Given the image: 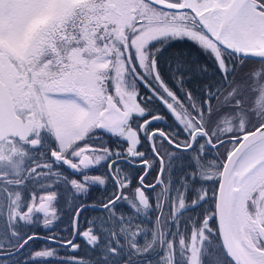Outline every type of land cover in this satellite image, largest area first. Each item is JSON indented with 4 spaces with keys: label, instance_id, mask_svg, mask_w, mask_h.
<instances>
[{
    "label": "snow or ice",
    "instance_id": "obj_1",
    "mask_svg": "<svg viewBox=\"0 0 264 264\" xmlns=\"http://www.w3.org/2000/svg\"><path fill=\"white\" fill-rule=\"evenodd\" d=\"M0 264H264V0H0Z\"/></svg>",
    "mask_w": 264,
    "mask_h": 264
},
{
    "label": "flooded vegetation",
    "instance_id": "obj_2",
    "mask_svg": "<svg viewBox=\"0 0 264 264\" xmlns=\"http://www.w3.org/2000/svg\"><path fill=\"white\" fill-rule=\"evenodd\" d=\"M199 58H200V60L202 62H207L211 66V64H212L211 59H209V58H207L205 56H200ZM162 67H163V65H162ZM210 71H211V67H210ZM191 83H195V82L192 81ZM196 83L197 84L194 85V86H198V82H196ZM169 84L171 86V81H169ZM189 87H192L191 84L189 85ZM138 90H139V92L142 95L149 94L148 93V89L145 88L143 85H140V87H139ZM154 106H155L154 114L162 115L164 117V119L161 120V121H155V122H153L152 127L155 128L156 126H159L160 128L164 129L165 131H169V130L175 129L176 128V121H175L174 117L170 114V112L166 108V106H164L159 101H154ZM105 142L108 143L109 144V147H111V148H116L117 147V144H115L113 142H109V140H108L107 137H105ZM125 147H126V145H125ZM213 155H214V153H213ZM121 167L125 168V170L127 172H130L131 176L133 177L131 186L128 189H125L124 190V194L126 196L130 197V198L131 197H134L136 195L135 188L139 186L138 176L142 174L141 167L140 166H137L135 169H129L128 166L127 165H124V164H122ZM104 171H106V169H98L97 171L91 172L90 174H92V175H99V174H101ZM155 175H156L155 172L150 173L146 177V183H149V184L155 183ZM147 191H148V193L150 195H152V196L155 195V193H153L151 191V189H149ZM157 191H159V187L157 188ZM121 203H126V202L125 201H121ZM91 204H97V203H91ZM197 214L198 213H191V215H193V216H195ZM65 224H66V221H61L60 220L58 222L57 227H56L57 233L65 232L66 231L67 228H65ZM69 238H71V237H69Z\"/></svg>",
    "mask_w": 264,
    "mask_h": 264
},
{
    "label": "trees",
    "instance_id": "obj_3",
    "mask_svg": "<svg viewBox=\"0 0 264 264\" xmlns=\"http://www.w3.org/2000/svg\"><path fill=\"white\" fill-rule=\"evenodd\" d=\"M193 81L195 83H190L191 86H192L191 88H196L197 86H194V85H196L197 84L196 82H198V81L197 80H193ZM211 155H213V153H210V156ZM114 191H115V188L111 184H109V186H108V194L111 195L112 192H114ZM102 192H103L102 189L100 191H93L92 194H91V196L88 198L87 203H98V201L100 199H103L104 198V196L102 195ZM61 206L62 207H66L63 204ZM100 215H101L100 209H93V208L91 209V208H88L86 211H84L82 213V215L80 217V225H81V227H85L87 225V222L89 220L95 219L97 216H100ZM61 221H66L65 228H68L69 227V225H70V217L68 215H63ZM153 223H154V217H153ZM136 224H139V226L141 228H143L145 226L152 227V225L151 224H148L146 221L144 223H140V219L139 218H137L136 220H134V225H136ZM58 234H63L67 238L70 237V236H68L67 231L60 232ZM42 235H43V233H42ZM141 242H143V241H141ZM33 247H35L36 250H40V249L44 248L45 247L44 241H42V240L41 241H37L36 244L33 245ZM63 251L68 252L70 250L69 249H65ZM87 253H88V249L87 248H82L80 250L79 255L81 257H84V256L87 255Z\"/></svg>",
    "mask_w": 264,
    "mask_h": 264
},
{
    "label": "water",
    "instance_id": "obj_4",
    "mask_svg": "<svg viewBox=\"0 0 264 264\" xmlns=\"http://www.w3.org/2000/svg\"><path fill=\"white\" fill-rule=\"evenodd\" d=\"M89 205H92L91 203H88ZM89 208H93V207H89ZM94 209H99L98 207L94 208Z\"/></svg>",
    "mask_w": 264,
    "mask_h": 264
}]
</instances>
